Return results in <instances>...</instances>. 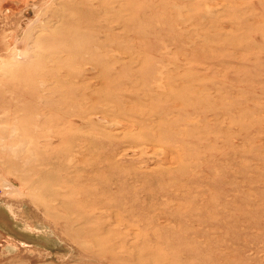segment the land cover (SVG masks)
Segmentation results:
<instances>
[{"label":"rangeland","instance_id":"obj_1","mask_svg":"<svg viewBox=\"0 0 264 264\" xmlns=\"http://www.w3.org/2000/svg\"><path fill=\"white\" fill-rule=\"evenodd\" d=\"M0 264H264V0H0Z\"/></svg>","mask_w":264,"mask_h":264}]
</instances>
